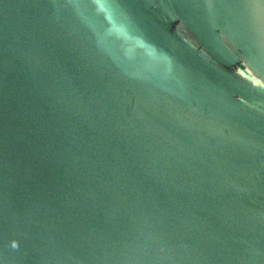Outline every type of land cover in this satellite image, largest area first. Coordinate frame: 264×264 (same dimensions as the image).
<instances>
[{
	"label": "water",
	"instance_id": "95a60500",
	"mask_svg": "<svg viewBox=\"0 0 264 264\" xmlns=\"http://www.w3.org/2000/svg\"><path fill=\"white\" fill-rule=\"evenodd\" d=\"M0 264H264V0H0Z\"/></svg>",
	"mask_w": 264,
	"mask_h": 264
},
{
	"label": "clouds",
	"instance_id": "9594fccd",
	"mask_svg": "<svg viewBox=\"0 0 264 264\" xmlns=\"http://www.w3.org/2000/svg\"><path fill=\"white\" fill-rule=\"evenodd\" d=\"M109 32L111 37L118 42L119 47L122 48L124 57L129 61H134L138 55H144L150 60L158 55H166L161 53L156 45L147 41L142 35L134 33L129 24L124 21L115 19L109 27ZM240 75L243 77L244 72H241ZM10 246L13 249L19 248V241L16 239L11 240Z\"/></svg>",
	"mask_w": 264,
	"mask_h": 264
}]
</instances>
